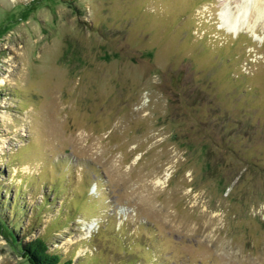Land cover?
I'll return each instance as SVG.
<instances>
[{"label": "rangeland", "instance_id": "1", "mask_svg": "<svg viewBox=\"0 0 264 264\" xmlns=\"http://www.w3.org/2000/svg\"><path fill=\"white\" fill-rule=\"evenodd\" d=\"M222 7L0 0V264H264V15Z\"/></svg>", "mask_w": 264, "mask_h": 264}, {"label": "bare ground", "instance_id": "2", "mask_svg": "<svg viewBox=\"0 0 264 264\" xmlns=\"http://www.w3.org/2000/svg\"><path fill=\"white\" fill-rule=\"evenodd\" d=\"M240 10V12L233 14L222 7L220 13L222 24L230 33L242 29L253 30L255 25L249 21V15H252L253 21H257L260 16L264 15V0H240ZM92 227L94 228V223L87 227V231L92 230Z\"/></svg>", "mask_w": 264, "mask_h": 264}, {"label": "trees", "instance_id": "3", "mask_svg": "<svg viewBox=\"0 0 264 264\" xmlns=\"http://www.w3.org/2000/svg\"><path fill=\"white\" fill-rule=\"evenodd\" d=\"M50 185V189H55V183ZM21 249L30 264H74L72 258L62 259L58 251L51 252L42 236H36L22 243Z\"/></svg>", "mask_w": 264, "mask_h": 264}]
</instances>
